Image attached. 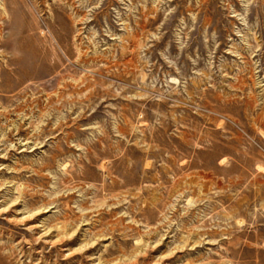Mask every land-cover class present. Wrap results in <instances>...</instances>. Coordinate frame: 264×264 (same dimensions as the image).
I'll return each instance as SVG.
<instances>
[{
    "label": "rangeland",
    "instance_id": "rangeland-1",
    "mask_svg": "<svg viewBox=\"0 0 264 264\" xmlns=\"http://www.w3.org/2000/svg\"><path fill=\"white\" fill-rule=\"evenodd\" d=\"M0 264H264V0H0Z\"/></svg>",
    "mask_w": 264,
    "mask_h": 264
},
{
    "label": "bare ground",
    "instance_id": "bare-ground-1",
    "mask_svg": "<svg viewBox=\"0 0 264 264\" xmlns=\"http://www.w3.org/2000/svg\"><path fill=\"white\" fill-rule=\"evenodd\" d=\"M209 23V22H208Z\"/></svg>",
    "mask_w": 264,
    "mask_h": 264
}]
</instances>
